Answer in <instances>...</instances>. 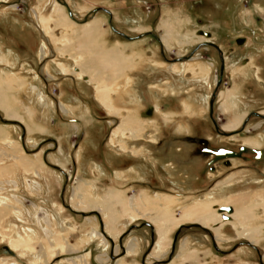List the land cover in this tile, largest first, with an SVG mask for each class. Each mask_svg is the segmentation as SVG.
Listing matches in <instances>:
<instances>
[{"label": "rangeland", "instance_id": "374dc122", "mask_svg": "<svg viewBox=\"0 0 264 264\" xmlns=\"http://www.w3.org/2000/svg\"><path fill=\"white\" fill-rule=\"evenodd\" d=\"M199 1L0 0V264H264V199H258L264 188L215 177L186 141L226 140L211 122L227 130L264 103L248 86L253 59L242 66L241 53L226 56L219 81L213 53L196 50L205 40L227 42V13H211L218 20L211 28L209 18L198 21ZM258 2L232 0L229 10H260ZM86 28L92 34L83 35ZM109 52L119 60L106 65ZM254 54L247 52L250 59ZM61 63L69 76L61 75ZM80 69L82 81L75 74ZM126 75L134 78L138 99L123 104L131 106L127 112L114 102L111 113L94 85L103 80L114 100L112 84ZM12 76L19 78L16 86L6 78ZM165 78L181 89L161 93ZM148 108L154 109L149 115ZM121 126L122 136L136 135L125 145L128 153L135 146V156L109 145ZM149 138L161 139L168 152L183 143L178 162L168 153L175 172L157 168L155 148L144 153ZM131 156L150 162V169ZM193 160L198 167L190 177ZM33 170L36 177L28 175ZM224 206L233 213H219ZM182 213L189 218L167 222ZM202 217L209 221L200 223Z\"/></svg>", "mask_w": 264, "mask_h": 264}, {"label": "flooded vegetation", "instance_id": "af4514ba", "mask_svg": "<svg viewBox=\"0 0 264 264\" xmlns=\"http://www.w3.org/2000/svg\"><path fill=\"white\" fill-rule=\"evenodd\" d=\"M216 1L217 0H214L212 3H217L216 5V9L218 8V10L216 11L217 14L220 12L227 13V31L224 34H222V36L224 37V38L222 37V39L227 40V42L216 44L214 42L205 40L203 42H200L201 44H197L199 47L196 50H198L199 48L206 47L210 50V52L213 53L212 55L213 60L215 59V63L217 62L218 65L219 76H217V78L219 77V81L224 72V61L226 56L231 57L235 53H241L242 55H244L243 58L241 59L242 66H246L253 59L256 62V65H254L255 67L254 76L252 78L253 80L252 83L254 84V86L252 83L248 84V86L251 85L249 89L254 87L256 92H253L252 94L257 93L260 100H263L264 98V0H260V2H258L260 10L246 11V12H241L233 9L229 10V8L231 7L232 0H219L218 2ZM245 1L247 0H242V2ZM210 2L211 0L199 1V3L202 4L199 7H197V10L201 13L202 17L198 21L205 20L204 18H209L208 22L210 24V27L213 28V25L215 24L217 25L218 20L217 19L214 20L211 18L212 17L211 13H216L215 12L216 9L208 10ZM200 32H201L200 35L206 37L207 39L211 38V34L208 31L201 30ZM215 33H217L218 35L220 34L219 32H215ZM219 37H221V34L219 35ZM254 51H256V54H254V56H252V58L250 59L249 56L247 55V52H254ZM212 65L213 64L211 63V66ZM165 80L167 79L165 78ZM212 105H213V100L211 99L209 100V106H208V110H209L208 112L210 114V117L212 114ZM254 109L255 110L249 109L245 114V116L237 124V126L235 127L234 125L232 126L234 127L232 129L229 128V126H231L233 123L228 124L229 126L227 127V130H225L222 127V125H219L216 122H211L214 131H221L222 134H226L223 136L226 140L219 141L217 139L212 138L214 140L213 141L210 138H193L187 136L186 141L190 142L191 145L195 146L194 152L196 154V157L197 158L200 157L203 160H205L204 165L207 167L208 171L212 172L213 174L217 172V175H215V177L221 178L222 175L224 178H227L230 181H234V183H232L231 185L237 183L236 184L237 186H247L248 188H254L255 186L257 188L263 189L264 188V103L263 101H261L260 105H258ZM152 110L154 111L153 108H148L146 110V114L148 115L151 114ZM251 118H255L256 121H251ZM161 123H159L161 129L163 128L169 129L168 127L170 123H166V124L163 123L161 124ZM171 124H172V128H174L173 130H175L176 124L173 122ZM147 135L149 136V134ZM175 135H182V133L178 134L176 132ZM241 135H243V137H241ZM142 137L146 139L144 133ZM243 138H248L249 140ZM253 138L257 140H255V142L251 144L250 142L254 141ZM130 139L131 138L127 139V141ZM132 139L135 140L137 138H132ZM150 140L151 138H149V140L148 139L144 140V146H145V148L143 149L144 153H146L147 155H153L151 149L155 148L154 155L158 159L157 168L160 170L163 169L164 172L172 174L173 172L171 171L172 170L174 171V166L171 161L167 162L169 158L168 153L170 155L176 156V158H171V159L174 160L177 159L178 162V158L183 157V152H184L183 143L179 142V146L174 148L172 152H168L167 146L163 143L161 139L156 140L154 144H152ZM109 145L112 148H115L116 146L111 144L110 142ZM170 147H173V145H171ZM132 149L134 150V152L128 153L122 151L119 148V150H121L120 152H122L121 154L125 155V157L128 155L135 156L139 152L137 149H135V146H132ZM132 156L128 157L132 161V163H138L139 164L138 167L145 166L146 168L150 169L151 167L150 162L148 161L142 162L143 159L142 160L140 158L136 159L135 157L132 158ZM163 161L166 162L164 163ZM110 163H112V159H110ZM194 163L197 165H194ZM217 166L222 171L218 172L216 170ZM197 167H198V161L193 160L190 164V170H189L191 175L190 177L195 175L194 173H196ZM240 171L246 172L244 176L245 178L241 180H234V177L238 176V175L236 176V173ZM176 173H180V172L176 170ZM176 177H177L176 178L177 183L180 185V177H178L177 174ZM258 199L259 202L260 200L264 199V194L258 196ZM224 207H229V206H224ZM231 210H232L231 213H233L232 208ZM222 212H226L227 214H230L226 210ZM227 214H224L223 216L228 217Z\"/></svg>", "mask_w": 264, "mask_h": 264}, {"label": "bare ground", "instance_id": "6f19581e", "mask_svg": "<svg viewBox=\"0 0 264 264\" xmlns=\"http://www.w3.org/2000/svg\"><path fill=\"white\" fill-rule=\"evenodd\" d=\"M89 28V27H88ZM88 28H86V29H84V31H82L83 32V35H86V34H88V33H90L89 32V29ZM71 31V30H70ZM90 34H92V32L90 33ZM89 38H91V37H89ZM64 37H60L58 40L62 43L63 41H64ZM68 40V39H67ZM59 42V43H60ZM67 43V42H66ZM86 46V45H85ZM45 53H44V50H42L41 52H40V57H42L43 55H44ZM113 54V55H112ZM120 56V55H119ZM110 57H112V60H109L110 59ZM117 58V56H116V53H113V52H109V54H103V59H102V62L104 63V64H106V65H109V64H113V63H115V62H117L119 59H116ZM151 64H152V66H154L156 63H154V62H150ZM211 65V63H208V66H210ZM59 67H60V73H62L61 75L62 76H69V74H68V66L66 67V65H65V63H61L60 65H59ZM83 70H79L77 73H75L76 74V76L78 77L77 79L78 80H80V81H82L83 79ZM4 77V76H3ZM7 78V80L10 82V84H12L13 86H16V82L18 81V77H15V76H12V77H6ZM123 78V77H122ZM7 80H6V82H7ZM118 81L117 82H115L114 84H112L113 85V89H114V95H112L113 97H114V100L112 101V100H109V95H110V92H111V90L109 89L108 90V88H106V85L105 84H103L104 82H103V80L102 81H100V82H98V83H95V85H94V88H93V86H92V88L95 90V92L97 93H99V96L98 95H96V98H97V100L99 101V102H101V103H103L104 104V101H105V99H107V102H110L109 104H110V106L108 107L107 105H106V107L109 109L108 111L109 112H111V111H114L113 109L115 108V106H114V102H115V104H117L118 106H120L119 107V112H122V111H126L127 112V110L129 109V108H131V106H126V105H123V104H129L128 102H130V104H134L136 101H137V97L135 98L134 96H132V91H133V85H132V83L134 82V78L133 77H131V76H128V75H126L124 78H123V80H119V79H117ZM86 82H89V85H92L91 83H90V81L88 80V79H86L85 80ZM163 81V83H164V85L163 86H158V89L160 90V92L161 93H167L168 92V89L169 88H171L172 89V91L173 92H178L180 89H181V87L179 86V85H174L173 83H171V82H169L168 80H162ZM5 84V83H4ZM179 86V87H178ZM64 88V87H63ZM108 90V93L107 94H104V92L105 91H107ZM25 92H27V94L28 93H30L29 91H25ZM62 94V93H61ZM63 94L65 95V98L67 97V95L68 94H66V92L63 90ZM100 99V100H99ZM102 99H104V100H102ZM128 99V100H127ZM61 100V99H60ZM109 100V101H108ZM5 102V101H4ZM106 102V101H105ZM181 103H182V105L184 106V109L185 110H187V108H191V105L190 104H186V105H184V103H183V101H181ZM111 104H112V107H111ZM11 105V104H10ZM59 105L62 107V110L63 111H66V107L64 106L65 104H61V102L59 103ZM114 107V108H113ZM155 109H156V107H155ZM112 113V112H111ZM127 114V113H126ZM163 119L164 120H167V117L163 114ZM126 122V121H125ZM124 123V122H123ZM234 124H232L231 126H229V128H232V126H233ZM120 126V125H119ZM119 130L121 131L120 132V134H118V132H116V134H114V138H110V142H111V144H113V145H116V146H118L122 151H127V149H126V147H125V145H129L128 144V141H127V139H128V136H127V138L126 137H124V136H122L123 135V128H122V126L121 127H119ZM115 132V131H114ZM141 135V134H140ZM134 136H136V135H130V138L132 139V138H136V137H134ZM150 137V136H149ZM28 175H31V176H37L38 174L33 170L30 174H28ZM27 175V176H28ZM44 179H46V180H44V181H46L47 182V184H50V182H51V180L49 179V177H48V175L46 174V176L44 177ZM83 204V203H82ZM232 216H235L234 214H232ZM186 217H188L189 218V215H187V214H185V213H182L179 217H177V218H175V217H172V218H169L168 220H167V222L168 223H177L178 221H180V220H182L183 218H186ZM164 218H166V217H164ZM200 223H203V224H205L206 222H208L209 220H205V218H200V219H197ZM215 219L213 218V219H211V221H214ZM264 220V219H263ZM224 222H227V220L226 221H224ZM223 222V223H224ZM63 223V222H62ZM238 225H241L240 224V222L238 223ZM231 227H232V230L233 231H235V230H237V225H235V224H232L231 225ZM241 228V227H240ZM17 233V232H16ZM160 233V232H159ZM130 247H131V245H130Z\"/></svg>", "mask_w": 264, "mask_h": 264}, {"label": "water", "instance_id": "95a60500", "mask_svg": "<svg viewBox=\"0 0 264 264\" xmlns=\"http://www.w3.org/2000/svg\"><path fill=\"white\" fill-rule=\"evenodd\" d=\"M226 154H227V153H226ZM224 210H226L228 213H231V212H232V210H231L230 207H222V208L219 209V212H222V211H224Z\"/></svg>", "mask_w": 264, "mask_h": 264}, {"label": "crops", "instance_id": "0c3cea01", "mask_svg": "<svg viewBox=\"0 0 264 264\" xmlns=\"http://www.w3.org/2000/svg\"><path fill=\"white\" fill-rule=\"evenodd\" d=\"M215 9H216V6H215V8H214L213 10H215ZM216 10H218V8H217ZM215 15H216V16L218 15L217 12L215 13Z\"/></svg>", "mask_w": 264, "mask_h": 264}]
</instances>
